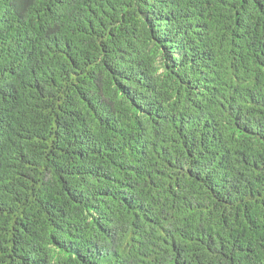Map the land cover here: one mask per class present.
I'll use <instances>...</instances> for the list:
<instances>
[{"label":"trees","instance_id":"16d2710c","mask_svg":"<svg viewBox=\"0 0 264 264\" xmlns=\"http://www.w3.org/2000/svg\"><path fill=\"white\" fill-rule=\"evenodd\" d=\"M0 264H264V0H0Z\"/></svg>","mask_w":264,"mask_h":264}]
</instances>
